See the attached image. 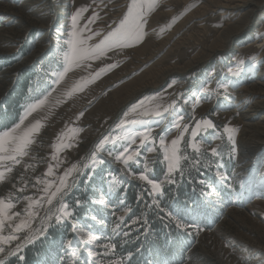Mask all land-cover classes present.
I'll return each mask as SVG.
<instances>
[{
  "label": "rangeland",
  "instance_id": "rangeland-1",
  "mask_svg": "<svg viewBox=\"0 0 264 264\" xmlns=\"http://www.w3.org/2000/svg\"><path fill=\"white\" fill-rule=\"evenodd\" d=\"M243 1L245 0H157L154 9L147 14L146 35L142 43L114 49L99 60L88 61L91 67H74L57 83L66 67L64 55L69 49L65 41L72 31L71 16L76 9L88 8L80 18L78 28L88 25L90 31L86 30L84 35L99 32L100 35L93 36L89 41V44H96L118 25L132 0H0V132L19 123L28 106L47 98L45 105L25 121L28 124L40 119L44 125L30 151V157L35 159L24 158L25 164L35 165V171L28 169L24 173L29 180L26 194L37 195L36 189L31 187L35 182L34 177H42L49 163L55 165L56 162L51 160L54 151L52 145L66 126L83 131L73 141L76 146L60 153V159L64 163L58 169L54 168L56 175L62 174L73 163L90 165L89 157L96 144L105 136L114 137L122 132L117 127L121 120H145L147 117L138 115L145 107L154 104L167 106L175 102L176 107L170 110L171 115L166 114L168 119L164 125H147L154 130L157 151L147 152L141 149L140 162L132 164L130 169L139 174L147 165L149 177L161 182L162 194L155 196L160 205L158 212L161 213L160 217L163 214L164 218L161 219L168 226L165 227L169 228L167 233L172 227L178 229L171 241H180L186 247L175 264H219V260L210 255L211 251L222 254L226 259H234L238 264H264V191L243 189L237 180L243 171L238 150L242 128L240 113L264 94V87L259 89L258 86L264 84V46L257 47L258 42L264 39V0H256L262 3V7L257 9L249 22L244 13L250 8L234 7ZM191 5L195 6L189 10ZM97 12L99 19L89 23V18ZM174 17L176 19L173 22ZM169 24L170 28L167 27ZM234 24L239 25L237 29L230 28ZM162 28L165 29L163 32ZM38 49L43 50L42 55L32 58ZM240 61L244 63L241 64ZM112 63L118 64V67L102 74L83 91L75 92L70 97L67 95L82 78H90L92 73ZM189 63H192L193 68L186 75L174 73L162 80L164 70ZM24 78L28 82L22 90ZM253 84L258 88L246 92L245 88L253 87ZM145 86L150 87L142 90ZM221 86H227V92ZM204 89L208 91L205 92ZM133 91L136 92L131 101L122 105ZM37 97L40 98L35 100ZM196 100L200 102L193 107ZM13 102L17 103V109L12 105ZM133 107L137 109L136 112L131 111ZM125 113L128 115L125 116ZM180 115L184 116V122L191 127L200 119L212 120L215 127L201 132L197 137L203 142L200 153H195L187 144H182V148L186 149L184 155L189 160L182 162V171L172 173L169 178L167 163L159 152L158 134L163 132L169 121ZM145 126L128 124L125 127L129 131L139 132ZM225 126L237 129L231 134L232 139H229L230 133L225 132ZM176 134L173 130L167 136L168 141ZM191 139L189 132L185 141ZM121 143H109L105 148L122 150ZM211 148L217 149V155L224 150L225 156L214 162L217 155H212ZM99 155L105 163L94 168H84V174L80 175V185L85 187L78 190L80 185L77 180L76 186L70 191V197H65L69 204L68 210L72 213L70 205H77L78 200V197H74L75 190L81 191L83 198L90 197L85 202L87 205L91 203L95 208V219L87 220L88 216L83 214L81 217L79 211V216L74 215L71 220L61 223L62 226L54 219L48 223L49 228L51 227L50 237L55 233L58 234L57 237L69 236L59 245L60 256L67 253L69 248L71 251L76 250V255L83 259L84 251L103 245L97 241L96 245L91 244V247L83 250L81 237L86 238V234L90 233L85 230L86 227H97L103 231L104 226H108L110 222L109 226L113 229H121L128 234V229L135 228L140 223L142 233L135 234L136 239L143 240L150 236L144 232L148 231L146 226L149 225L146 201H153L155 195L151 193V186L128 174L129 170L108 156L107 151ZM262 157L259 168L264 162V155ZM193 158L199 160V165L192 164ZM191 167L195 168V171L191 170L193 175L201 177V174L203 179H194L193 175L185 173ZM23 171L22 166H17L14 170L16 180L13 182L17 186L19 175ZM159 171H162L161 176L156 179ZM183 175L192 188L187 190L185 180H179ZM94 178H98V186H95L97 196L87 189ZM169 179L175 182L171 183ZM134 182L139 183V191L137 199L131 202L126 190ZM108 185L112 187L108 188ZM119 187L122 188L119 190ZM9 190L10 183L0 185V196L7 195ZM101 199L106 203L100 204ZM68 200H71L70 203ZM139 201L142 202L141 205L138 204ZM24 203L21 201L17 210H21ZM81 205L84 204H78ZM126 207L130 211H125ZM180 210L186 212V215L181 216ZM44 215L45 210L40 209L32 229L42 227L40 217ZM118 217L125 219L122 222ZM177 220L185 227L178 228ZM117 224L120 225L119 228H116ZM73 225L76 231H73ZM61 227L67 231L60 235ZM46 235L47 233L39 236L33 244L24 247L23 251L28 247L35 251L42 248ZM130 236L129 234V238ZM50 242L55 243L53 239ZM97 253L100 255L95 258V263L102 259L101 252L98 250ZM35 254L37 253L34 256ZM12 258L8 257L7 260ZM61 261H65V258H59V262Z\"/></svg>",
  "mask_w": 264,
  "mask_h": 264
},
{
  "label": "snow or ice",
  "instance_id": "snow-or-ice-1",
  "mask_svg": "<svg viewBox=\"0 0 264 264\" xmlns=\"http://www.w3.org/2000/svg\"><path fill=\"white\" fill-rule=\"evenodd\" d=\"M157 4V0H132L128 6L127 13L119 21L118 25L108 31L103 38L96 44H89V41L93 39V36L100 35L99 32L92 33L91 35H84V32L90 31L88 25L83 28H78V22L82 17V14L88 11L87 7L77 8L71 16L72 31L69 33V39L65 41L68 45V51L64 55V61L66 67L60 74L57 83L64 79V76L71 71L74 67L87 66L88 61L99 60L106 56L114 49H123L133 47L135 44L142 43L146 32L145 26L147 24V14L150 13ZM189 6V10L191 7ZM99 19V13H93V16L89 18V23L95 22ZM173 18V22L175 21ZM167 27H171L169 24ZM165 29H161L163 32ZM243 64V61H240ZM118 67V64H107L100 68L98 71L91 74L90 78H82L80 82L72 87L67 93L70 97L75 92L83 91L84 88L95 82L102 74ZM236 73H234L235 75ZM224 91L227 92V86H221ZM205 92L208 89H204ZM46 99H39L36 103L28 106L21 117L19 123H16L13 127L7 128L0 132V185L5 183L11 184V190L5 196H0V264H6L8 257H17L18 260L23 261L25 257L19 255L27 245L33 244L39 236H43L47 231V225L53 219L57 224L65 223L72 219L73 213L69 211V204L65 202V197L76 186V182L80 175L84 174V168H94L96 165L103 164L105 161L100 158V153L107 151L108 156L112 157L114 161L122 163L126 170H129L128 174L132 175L135 179L145 182L151 186V193L153 195V204L158 206L159 201L155 196L162 194L161 182L151 179L148 173V167L145 165L144 171L139 174L131 172V165L138 164L139 158L142 155L141 149L147 152H156L157 138L153 135V128L147 126L150 123H154L157 127L165 124L168 119V115L172 113L170 110L175 109V102L164 106L162 104H154L149 107H145L138 115L141 117L152 118L151 121L144 119L121 120L117 127L122 129V132L114 137L105 136L95 146V150L91 153L90 165L89 164H77L73 163L71 166L65 168L63 173L56 175L54 168L58 169L64 161L60 159V153L66 149H71L76 146L73 141L79 135L82 129L75 127H68L62 131L57 137L56 142L52 145L54 149L51 154V160L55 161V165L49 163L47 170L41 176L34 177L35 182L31 184V187L36 189L37 195L26 194L29 188V180L25 178L24 173L28 169L35 171L34 164H25L24 158L30 157V151L32 146L36 142V137L44 127L40 119H36L34 122L25 124L33 113L41 109ZM155 99V98H152ZM200 101L196 100L195 104ZM187 103V100H185ZM143 107V102H141ZM132 112H136L137 109L133 107ZM168 114V115H166ZM128 113H125L127 116ZM83 116V113H80ZM184 116L180 115L177 118L169 121V124L164 127L161 134H158L159 152L163 155V160L167 163V173L169 178L171 174L176 171H182L183 163L189 160L188 156L184 155L185 148H182V144H187L195 153H200L203 147V142L198 140L197 137L201 132H207L209 129L215 127L214 123L210 119L196 120L194 127L184 122ZM128 124H142L146 125L143 131L132 132L126 129ZM176 131V135L168 141L167 136ZM225 132L230 133L229 139H232L231 134L235 133L237 129L229 128L225 126ZM191 134V141L186 142L185 136L187 133ZM139 140V144H137ZM117 142L121 143L122 150H107L106 144L115 145ZM136 147H133V146ZM212 155H217V149H210ZM199 163V160L193 158L192 164L195 166ZM17 166H22L23 172L19 175L18 183H14L16 177L13 176L14 170ZM48 177H54L48 179ZM169 182L174 183V180L169 179ZM116 181L113 178V184ZM25 202L21 210H17V205ZM77 205L81 202L76 201ZM100 204H105L106 201L101 199ZM123 203V201H122ZM52 206V207H46ZM55 208V211H53ZM44 209L45 215L40 217L42 221V227L39 229H32V224L37 217H39V210ZM125 211H130L127 207ZM163 211V209H161ZM171 216V213H169ZM176 219L175 217H172ZM95 219V217H93ZM119 220H123V217H118ZM178 228H184L185 225L179 220L176 221ZM120 225L117 224L116 228ZM73 231H76L75 225L72 226ZM116 231V229H113ZM127 235V233H125ZM98 237L88 233L86 238H82V243L96 245ZM15 242V243H14ZM71 244V241H68ZM14 245V246H13ZM105 249L104 255L108 253H114L116 249L115 243H106L101 245ZM75 256V253H72ZM100 255L92 250L88 251V256L92 259L86 261L85 264H94L95 258ZM62 259V258H61ZM108 264H124L122 259L109 260Z\"/></svg>",
  "mask_w": 264,
  "mask_h": 264
},
{
  "label": "trees",
  "instance_id": "trees-1",
  "mask_svg": "<svg viewBox=\"0 0 264 264\" xmlns=\"http://www.w3.org/2000/svg\"><path fill=\"white\" fill-rule=\"evenodd\" d=\"M27 82H28V79L24 78L22 81V85H21L22 90L25 89ZM41 90H42V88L40 89V91ZM29 97L32 98V96H29ZM40 97L35 98V100L39 99ZM24 100L26 102L27 98ZM9 104H11V102ZM12 105L15 106V109H17V107H18L17 103L13 102ZM224 153H225V151L221 150L222 155L219 153L213 159L214 162L218 161V158H219V160L221 158H223L225 156ZM214 162H211V163H214ZM200 163L202 164L201 161H200ZM203 164H204V162H203ZM192 169L195 171V168L191 167L189 172L186 169L185 173H187L188 175H193L194 173L191 171ZM163 171H164V168H163ZM159 173H158V175H156V179H158L159 176H161L162 171H159ZM188 175H187V177H188ZM154 176H155V174H154ZM200 176L201 177L193 175L194 179H203L201 174H200ZM175 177H177V175ZM185 179H186V176L183 175V178H181L179 180H181V182H184ZM96 183H97V180L93 179V182H91V184H89L87 186V189L91 190V194L94 193V196H97V191H95L96 190L95 186H98V184H96ZM185 184H186L187 190H188V188H192L186 180H185ZM81 186H83V185H80V188L78 190H82L85 187V186H83V187H81ZM121 188L122 187H120V189ZM78 190H76L74 192V197H78L77 199L81 202V204H84V205H81V206L74 205V204L70 205L73 212H74L73 216L74 215L79 216V214H77V213L80 211L81 217H83V214H86L88 216L87 220H90V218H93L96 216V214L94 212L95 208L93 209V206L91 203L89 205H87V202L89 201L90 197L88 198L85 196L86 198H88L86 200V198H83L84 196L82 195V192L78 191ZM126 191H127L126 193H127V197L129 199V201H131V202L135 201L137 199V194L139 191V183H137V182L131 183ZM70 201L71 200H68L69 203H70ZM85 201H87V202H85ZM146 202H147V208L149 210L148 215H147V223L149 224V227H150L149 234L152 232L150 234V236L144 237L146 239H143V240L141 238L137 240L136 237L134 236L136 233L131 232L129 234L131 235L130 238H132V239H130L129 234H127V235L119 238L117 240V243L121 247L120 248L121 250H123L124 252L131 253L138 260V264H175L181 258V256H182L181 254H183L185 249H186V247L183 244H181L180 241H178V242L171 241L173 234H174V236H176V234H177L176 232L178 229L172 227V229H170V232L167 233V230L169 231V228H167L168 227L167 225H164L165 221L163 219H161V218H164L163 214L160 217L161 213L158 212V207H160V205L156 206L155 204H153V201L151 199L146 201ZM141 203L142 202H140V201L138 202V204H140V205H141ZM84 206H86V208H84ZM81 208H84V209L81 210ZM180 214H181V216H185L186 212L180 210ZM188 215H190V214H188ZM149 220L152 221L153 225L150 224ZM86 222L88 223V221H86ZM169 224H170V222H169ZM60 226H62V224H60ZM138 226L140 227V223H138ZM165 226H167V227H165ZM55 229L57 230V228H55ZM156 230H158V231H156ZM66 231H67L66 228L61 227L60 235L64 234V232H66ZM155 232H157V233L155 235H153ZM55 234L56 235H53L52 238L57 237L58 234L57 233H55ZM49 235H50V233H49ZM95 235L97 237H99L98 233H96ZM98 241L101 244L103 242V240H101L99 238H98ZM46 242H45V244L42 242V248H40L36 251L33 250L31 247L26 248L22 253H20V255H23L25 257V259L23 261L18 260L17 257H13L12 259H9L6 262V264H32L34 253H37V252L45 249L47 247V245H49V240L47 242V245H46ZM116 248H117V246H116ZM99 251L101 252L102 256L105 259L110 260L109 258L111 257L110 256L111 253L104 255L105 249L101 248V245L99 246ZM148 253H151L153 255V257H154L153 260L151 258L147 257ZM130 264H134V263L132 261H130Z\"/></svg>",
  "mask_w": 264,
  "mask_h": 264
},
{
  "label": "bare ground",
  "instance_id": "bare-ground-1",
  "mask_svg": "<svg viewBox=\"0 0 264 264\" xmlns=\"http://www.w3.org/2000/svg\"><path fill=\"white\" fill-rule=\"evenodd\" d=\"M234 7L250 8L244 13L246 16V20L249 22L251 21L252 16L255 15V12L257 11V9L262 7V3H259L256 0H245L242 3H239ZM238 26L239 25L234 24V25H230V28L237 29ZM263 46H264V39L258 42L257 47H263ZM42 52H43L42 49L36 50L33 53L32 58L41 56ZM32 58L30 57L29 59L31 60ZM192 68H193L192 63H189L188 65L182 66V67L168 68L163 71L161 78L163 80L167 76H170L174 73H180L184 76ZM153 83L155 84L156 81H154ZM258 86L260 89L264 87V84H261ZM258 86L254 85L253 87H247L245 88V90L247 92L251 90L252 88H258ZM148 87L150 86H145L141 89L145 90ZM135 92L136 91L131 92L129 96L125 99L122 105L131 101V98L133 97ZM263 92H264V88H263ZM240 122H241L242 128L240 130L239 143L241 145L238 148V150L241 156V162L243 164L242 166L243 171L237 177V180L241 183V185L243 186V189L250 188L251 190H255L258 192L264 191V185H263L264 184V162L262 164V167L259 168V162L261 158H263L262 156L264 155V94L262 97L256 99L242 113H240ZM90 250L97 252L99 250V247L98 249L93 247V248H90ZM210 255L215 256L219 260V264H238L234 259H226L222 254L216 251H211Z\"/></svg>",
  "mask_w": 264,
  "mask_h": 264
},
{
  "label": "crops",
  "instance_id": "crops-1",
  "mask_svg": "<svg viewBox=\"0 0 264 264\" xmlns=\"http://www.w3.org/2000/svg\"><path fill=\"white\" fill-rule=\"evenodd\" d=\"M154 104V102H151ZM152 118H145L146 121H151ZM112 186L110 185V188ZM120 190V187L118 188ZM53 241H55V243H51L49 241V247L47 248V251H45L43 254H40L38 257H37V262H34L35 264H38L39 262H43V264H45V261H47L49 258H50V253H55V252H59L60 250V237L58 238H53ZM49 256V257H48Z\"/></svg>",
  "mask_w": 264,
  "mask_h": 264
},
{
  "label": "clouds",
  "instance_id": "clouds-1",
  "mask_svg": "<svg viewBox=\"0 0 264 264\" xmlns=\"http://www.w3.org/2000/svg\"><path fill=\"white\" fill-rule=\"evenodd\" d=\"M101 258H102V256H101ZM101 260H102V262L104 261V259H103V258H102Z\"/></svg>",
  "mask_w": 264,
  "mask_h": 264
}]
</instances>
